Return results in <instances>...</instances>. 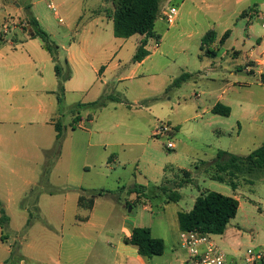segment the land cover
I'll list each match as a JSON object with an SVG mask.
<instances>
[{"label":"crops","instance_id":"crops-1","mask_svg":"<svg viewBox=\"0 0 264 264\" xmlns=\"http://www.w3.org/2000/svg\"><path fill=\"white\" fill-rule=\"evenodd\" d=\"M22 1L0 0V29L11 19L21 20L24 16L23 8L29 7V12L39 26L59 47L60 60L66 59L71 67L72 75L64 84L63 97L68 107L96 101L102 95L112 93L114 83L118 82L123 84L124 95L136 109L151 113L159 110V91L176 92L185 83L195 82L211 71L225 70L227 76L222 74L217 77L222 78V81L231 80L210 94L202 106L197 102L200 111L195 116L209 114L210 120L217 117L229 119L235 114L236 108L241 112L238 116L240 118H236L238 137L243 133L241 117H249L254 105L229 97L228 87L236 84L240 87L250 86L234 79L239 75L253 74L256 69L260 77L264 74V66L257 65L264 64V31L255 34L251 22L252 16L257 15L261 23L264 0H182L176 6L177 13L170 24L165 22L161 11L174 6L175 2L162 0L160 14L154 25L155 36L136 34L129 38H116L113 35L114 6L111 0H59V6L68 12V22L65 24L62 18L57 17L56 11L52 14L53 20L61 24L60 29L51 26L50 15L42 6L44 3L47 9L52 10L50 5L54 6L49 0ZM240 17L249 20L246 27L247 41L241 42L238 47L234 41L229 45L230 52L229 48L223 51L222 55L232 54L235 57L232 59L233 65L224 69L220 64L222 55L218 53L237 31ZM218 23L225 25L222 34L217 32ZM209 30L216 34L210 47L215 56H207L200 49L201 38ZM225 32H228V36L221 41ZM251 38H254V44ZM143 39L146 40L143 49L147 55L133 62L132 58ZM35 40L37 38L18 29L0 36V202L9 217L6 228L3 230L0 227V264H193L188 251L179 244L181 231L178 214L190 211L201 191L191 194L186 201L181 196L178 202L163 203L156 197V187L165 181L166 173L162 167L157 176L151 178L146 172L138 171L127 180V185L119 186L123 183V176L117 169L118 159L110 152L107 153L108 142L105 141H108L109 129L114 125L109 121L110 110L114 108L113 105H121L122 102L109 101L101 109H84L87 111L84 122L89 125L86 132L90 137L98 114L104 117L100 131L96 128L102 136L96 148L101 151L88 146L92 150L84 151L83 161L75 172L67 165L62 167L65 153L60 151L43 184L47 156L55 145L54 123L59 119V112L54 63L39 41ZM18 45L20 48H17ZM241 48L245 49L244 54H241ZM240 56L244 60L236 62ZM177 63L179 66L175 68L173 65ZM184 73L190 74L191 78L179 87L169 88L173 80ZM145 75L158 79L149 92L140 83L132 84ZM216 104L228 107L229 114L222 116L212 113ZM76 113H72L73 120L78 116L79 121L72 125L82 127L83 118ZM208 125L212 126L213 122L208 121ZM169 126L173 134L179 129L176 125ZM133 130L136 129L131 130L135 132ZM245 133L248 141H253L258 134L253 125L245 127ZM91 158L99 162H89ZM97 165L103 171L91 172V168L96 169ZM103 165L104 168H101ZM57 173H61L65 179L63 186H56L52 182ZM107 185L112 188H105ZM135 185L143 189L133 193L126 191ZM122 187L125 190L118 191ZM80 189L85 190L84 194L96 190L112 193L95 198L92 208L86 210L78 206ZM35 191L37 193L32 197ZM228 196L238 201L239 209L237 193ZM31 198L37 213L25 231L31 209L23 203ZM130 204H141L146 218L134 215L133 206L128 210ZM153 208L159 211L158 216H153ZM13 209L23 214L20 215L18 226L14 225ZM42 219L44 225H37ZM68 219L71 221L68 222ZM135 227L149 228L153 238L161 239L164 243L163 253L146 258L138 254L135 246L125 243L124 239L130 237ZM37 230L45 233V248L29 247V250L34 251L29 254L24 247L27 248L28 240L34 239L33 232ZM23 231L25 234L21 236ZM219 236H224V232ZM17 240L19 246L11 257ZM228 253L231 259L243 256L239 249H231Z\"/></svg>","mask_w":264,"mask_h":264},{"label":"rangeland","instance_id":"rangeland-1","mask_svg":"<svg viewBox=\"0 0 264 264\" xmlns=\"http://www.w3.org/2000/svg\"><path fill=\"white\" fill-rule=\"evenodd\" d=\"M22 2V0H18L17 3ZM48 2L53 4L54 8L52 10L47 9L44 3L42 6L46 13L50 15L51 26L60 29L61 24L58 23V20H53L52 14L56 11L58 14L57 17L62 18L65 24L68 22V12H66L63 6H59V0H49ZM177 5L178 4H175L174 6L176 7ZM1 11L2 10H0V13ZM199 17H201L200 13ZM248 21L247 17L239 18V24L236 28L237 31H235L227 44L220 48L218 55H222L226 48H229L230 52L229 45L234 41L236 47H238L241 42L247 41L248 34L246 27ZM251 22L254 24L253 32L255 34L264 31L261 29L260 20L257 15L252 16ZM7 23L17 25L22 32L28 35L27 32L22 30L23 23L21 20L11 19ZM224 29L225 25H221L220 23L217 24V32L219 34H222ZM183 39H185V37H183ZM251 40L254 44V38H251ZM36 41L37 40H35V42ZM251 43L252 42H250V44ZM17 48H20V45H18ZM241 50V54H244L245 49L241 48ZM234 58L232 54L228 56L222 55L220 64L224 69L229 68L233 65L234 62L232 59ZM242 60H244V58L240 56L236 62H242ZM253 64L255 65V63ZM257 65L264 66V64ZM173 66L178 68L179 65L177 63ZM171 67L169 69H171ZM222 74L227 76V71H211L208 75L197 79L195 82L191 81L185 83V85L176 92L165 90L167 92L166 94V92L159 91L161 92L159 93V110L151 113L136 109V106L131 100L124 95L123 84L115 82L114 87L111 89L112 94L121 98L122 104L113 105L112 107L114 108L110 110L111 114L109 121L114 125L109 129L110 137L106 139L108 141H105L108 142L106 151L107 153L110 152L118 159L119 165L117 169L123 176V183L119 186L123 184L127 185V180L131 179L133 175H136L138 171L143 173L146 172L151 178L157 176V172L162 167V169H165L166 173L163 180L168 181L171 185L183 181L184 176L181 174V170L191 171L190 173L193 178L192 183H190L191 185L179 190L185 201L188 197H191V194H195L199 191L202 192L207 190L225 196L232 195L236 192L239 196L240 208L235 217L227 224L224 236L210 235V238L215 245L228 256V252H230L231 249H239L243 254L247 249H253L264 254V173L260 172L252 176L239 178L238 187L235 191L226 183L207 179L209 173H200V171H203L206 167L204 165L200 166V162H210L213 160L217 150L221 149L233 154L245 156L264 142V84H262L264 81H262L260 75L257 73V69L253 74H248L247 76L239 75V77L237 76L234 78L236 81L248 83L250 86L240 87L236 84L233 87H228L229 97L251 102L252 105H254L253 112L249 117H241L243 122H240V126L243 127V133L239 137L237 134L238 127L236 125V118H240L238 116H240L241 112L239 113L236 108L235 114L229 119L217 117L215 120H210L209 118L211 116H209V114L195 116L196 112L200 111L197 108V102L202 106V102L208 101L207 99L210 98V94L214 93L220 86L224 87L227 80H231L229 78L222 81V78L217 77V75L222 76ZM154 81L158 82V79L145 75V77L132 82V84L140 83L144 85V89L149 92L150 88L154 86ZM160 88L159 81V90H161ZM195 94H198V96H195ZM167 97H171V99L168 100ZM141 105L142 104H140V106ZM70 107H68L67 103L63 102L62 111L58 119L62 125L60 151L65 153L62 167L64 168L65 165H67V167H70L71 170L75 172L83 161L84 151L92 150V148L88 146L93 147V150L98 149V151H101L99 148H96V143L99 138H102L101 134L97 133L96 128L100 131V125L104 117L98 114L92 130L94 132H91L92 136L90 137L88 132H86L89 125L84 122V119L87 118L85 114L87 111L84 109L76 111V115L80 114L81 118H83V122L81 123L82 127L76 125L77 127L73 129V112H70ZM208 121H212L213 125L209 126ZM246 123H248V125ZM116 124L117 126H115ZM163 124L176 125L179 127L178 131L171 137L175 149L171 150L166 148V136L162 134L155 136V131ZM251 125L254 126L258 134L253 141H248L245 127ZM128 128L129 131H126ZM132 129H136L133 130L135 132H132ZM94 161H96V159L91 158L89 162ZM104 165L101 168H104ZM198 165L201 170L196 169ZM99 167L100 166L97 165L96 169L91 168V172L103 171L99 170ZM64 180L61 173H57L52 179V182L56 186H63ZM107 186L105 188H112L111 186ZM148 187H152V185ZM36 193L37 191L32 194V197H34ZM23 204L29 205L32 215L37 213L36 207L33 204V198L25 201ZM132 206L134 215L146 218L147 215L142 210L141 204H130L128 210H131ZM11 212L15 219L14 225L18 226L21 221L20 215L23 214L17 209H13ZM156 215H159V211L153 208V216ZM70 221L71 219H68V222ZM37 225L43 226L44 220L42 219ZM53 226L57 225L53 224ZM33 233L35 236L34 239L28 240L27 248L24 247L29 254L34 252L29 250V247H34L36 249L45 248L44 231L37 230ZM24 234V231L21 232V236ZM17 241L14 245L15 250L17 245L19 246V240Z\"/></svg>","mask_w":264,"mask_h":264},{"label":"trees","instance_id":"trees-1","mask_svg":"<svg viewBox=\"0 0 264 264\" xmlns=\"http://www.w3.org/2000/svg\"><path fill=\"white\" fill-rule=\"evenodd\" d=\"M114 6L112 13L113 20V35L116 38H129L139 34L144 37L155 36L154 25L160 14L162 0H111ZM182 0H174V4L180 3ZM24 16L21 19L24 24L23 30H26V22L35 33L33 38H40L42 47L46 50L54 63V73L57 81V90L55 91L59 115L62 111V103L64 97V84L71 78L72 71L66 59L60 60L59 47L50 39L48 34L39 26L37 20L29 12V7L23 8ZM228 32H225L221 41L226 39ZM216 34L213 30H209L202 38L200 49L207 56H215V53L210 49L215 41ZM158 39V37L156 36ZM146 40L143 39L132 58L133 62L142 60L147 53L143 46ZM191 78L190 74H181L173 80L169 88L179 87L183 82ZM264 80V74L261 75ZM168 88V89H169ZM167 89V90H168ZM122 102L121 98L110 93L102 95L99 99L89 103H76L70 107V111L75 113L81 109H101L106 106L107 102ZM212 113L227 116L229 108L221 104H216L212 108ZM90 119V117H88ZM79 121V117L75 116L73 124ZM74 125L72 128L74 129ZM55 145L47 156V164L43 172V180H46L51 166L55 158L59 155L62 142V125L59 120L54 123ZM206 166L200 173L208 174L209 179L226 183L233 191L238 187V179L252 176L255 173H264V143L252 150L246 156H237L227 151H217L214 159L211 162L201 161L200 164ZM196 169H200V166ZM201 170V169H200ZM184 176L183 181H179L171 185L168 181L162 182L156 187V197L161 199L163 203L178 202L181 198L179 189L190 184L193 181L192 174L189 171L181 170ZM142 186L135 185L126 191L128 193L140 192ZM125 190V188H119ZM85 190L80 189L78 198V206L80 208L90 210L93 206L94 199L103 196L112 191L96 190L84 194ZM238 210V201L232 196H225L216 192L202 191L194 200L193 207L188 212H180L178 214V226L180 231H196L209 235H221L229 221L233 219ZM33 220L32 213H29V218L26 222L24 230L26 231ZM9 222V217L6 215L4 207L0 202V227L4 230ZM124 242L135 246L139 255L150 258L159 256L163 253L164 243L161 239L153 238L150 229L146 227H135L129 238H125ZM16 250L11 251V257L14 256Z\"/></svg>","mask_w":264,"mask_h":264},{"label":"built area","instance_id":"built-area-1","mask_svg":"<svg viewBox=\"0 0 264 264\" xmlns=\"http://www.w3.org/2000/svg\"><path fill=\"white\" fill-rule=\"evenodd\" d=\"M50 7L53 9L51 5ZM176 13L177 9L174 6H169L161 11L163 19L168 24L173 22ZM260 25L264 30V17H262ZM13 29L20 30L13 23H5L0 29V36L8 35ZM262 58H264V54H262ZM159 134L167 137L166 148L174 149V143L171 141L173 129L169 125L163 124L155 131V136ZM180 246L188 251L189 259L193 264H264V254L253 249H247L240 259H231L215 245L209 234L196 231H181Z\"/></svg>","mask_w":264,"mask_h":264},{"label":"water","instance_id":"water-1","mask_svg":"<svg viewBox=\"0 0 264 264\" xmlns=\"http://www.w3.org/2000/svg\"><path fill=\"white\" fill-rule=\"evenodd\" d=\"M11 1H14V0H11ZM16 6L18 7L19 5L16 4ZM26 30H27V33L30 37H34L35 36V33L34 31L32 30V28L28 25V23L26 22ZM37 40L39 41L40 44H42V41L40 38H37Z\"/></svg>","mask_w":264,"mask_h":264}]
</instances>
